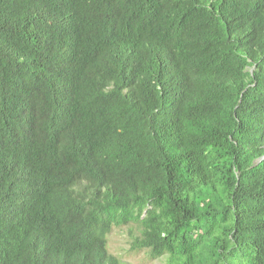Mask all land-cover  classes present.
Returning a JSON list of instances; mask_svg holds the SVG:
<instances>
[{
    "label": "trees",
    "instance_id": "obj_1",
    "mask_svg": "<svg viewBox=\"0 0 264 264\" xmlns=\"http://www.w3.org/2000/svg\"><path fill=\"white\" fill-rule=\"evenodd\" d=\"M264 0H0V264H264Z\"/></svg>",
    "mask_w": 264,
    "mask_h": 264
},
{
    "label": "rangeland",
    "instance_id": "obj_2",
    "mask_svg": "<svg viewBox=\"0 0 264 264\" xmlns=\"http://www.w3.org/2000/svg\"><path fill=\"white\" fill-rule=\"evenodd\" d=\"M128 230L132 227L112 228L106 236V250L119 264H162L161 260H151L144 252L129 251Z\"/></svg>",
    "mask_w": 264,
    "mask_h": 264
},
{
    "label": "clouds",
    "instance_id": "obj_3",
    "mask_svg": "<svg viewBox=\"0 0 264 264\" xmlns=\"http://www.w3.org/2000/svg\"><path fill=\"white\" fill-rule=\"evenodd\" d=\"M260 160H264V157H262Z\"/></svg>",
    "mask_w": 264,
    "mask_h": 264
}]
</instances>
